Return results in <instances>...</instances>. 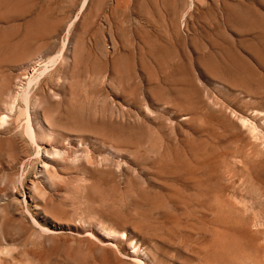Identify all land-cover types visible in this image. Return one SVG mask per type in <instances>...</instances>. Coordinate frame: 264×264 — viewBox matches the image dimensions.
Returning a JSON list of instances; mask_svg holds the SVG:
<instances>
[{
  "label": "rangeland",
  "instance_id": "obj_1",
  "mask_svg": "<svg viewBox=\"0 0 264 264\" xmlns=\"http://www.w3.org/2000/svg\"><path fill=\"white\" fill-rule=\"evenodd\" d=\"M0 264H264V0H0Z\"/></svg>",
  "mask_w": 264,
  "mask_h": 264
},
{
  "label": "bare ground",
  "instance_id": "obj_2",
  "mask_svg": "<svg viewBox=\"0 0 264 264\" xmlns=\"http://www.w3.org/2000/svg\"><path fill=\"white\" fill-rule=\"evenodd\" d=\"M24 98V97H23ZM25 101H26V103H27V107H28V113L29 112H31V109H33L32 108V106H34V105H31V101H32V99H31V101H30V97H29V95L27 96V95H25ZM13 108V107H12ZM7 111V110H6ZM6 114V113H5ZM4 117V118H3ZM2 117V119L1 120H6V116H3ZM6 117V118H5ZM32 117H31V115H29V117H28V121H27V134H28V136H29V138L30 139H32L33 141L36 139V135H37V130H36V128H35V126L33 125V123H32ZM242 121V120H241ZM3 123V122H2ZM6 123V122H5ZM39 123V129H38V131L40 132V134H41V136L43 135H45V134H43V133H45L46 131H48L49 129H46L45 128V126H44V124L42 123V122H38ZM257 129V128H256ZM255 130V129H254ZM258 130V129H257ZM46 133H50L49 131L48 132H46ZM53 134V133H52ZM253 134V133H252ZM48 135V134H47ZM262 136V135H261ZM50 137V136H49ZM36 143V142H35ZM41 150V149H40ZM61 152V149L59 150V149H57V151L56 150H54V152L52 151V152H49L48 150L46 151V153L45 154H47V155H50V154H53V156H54V154H59ZM62 154V153H61ZM50 156H46V160H45V162H44V164H48L49 162H52L53 161V159L51 158H49ZM62 157V156H61ZM54 160H55V157H54ZM10 249L11 248H9V251H10ZM7 251V250H6ZM12 251V250H11ZM10 253V252H9ZM6 254V253H5Z\"/></svg>",
  "mask_w": 264,
  "mask_h": 264
}]
</instances>
